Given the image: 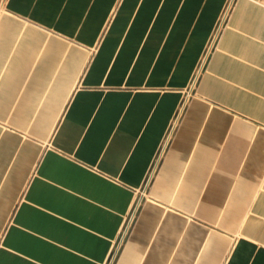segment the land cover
<instances>
[{"label": "crops", "instance_id": "obj_1", "mask_svg": "<svg viewBox=\"0 0 264 264\" xmlns=\"http://www.w3.org/2000/svg\"><path fill=\"white\" fill-rule=\"evenodd\" d=\"M264 264V0H0V264Z\"/></svg>", "mask_w": 264, "mask_h": 264}, {"label": "built area", "instance_id": "obj_2", "mask_svg": "<svg viewBox=\"0 0 264 264\" xmlns=\"http://www.w3.org/2000/svg\"><path fill=\"white\" fill-rule=\"evenodd\" d=\"M173 125H174V123L172 122L170 124V127H169V129H168V131H167V133H166L161 145H160V148H159V150H158V152H157V154L155 156V159H154V161H153V163H152V165H151V167H150V169L148 171V174H147V176L145 178V181H144V184H143V187H142V191H141V195L137 197V199L134 202V205L132 207V210L127 215V217L125 219V222H124V224H123V226H122V228L120 230V233H119L118 237L116 238L115 245H114L113 249L111 250V252H110L105 264H114V261H115V259L117 257V254H118V252H119V250H120V248H121V246H122V244L124 242V239H125L128 231H129V229H130V226H131V224L133 222V219H134V216H135V212H136V210H137V208H138V206L140 204L141 197L145 194L147 186L149 185V183H150V181H151V179L153 177V174H154V172H155V170L157 168V165H158V163H159V161H160V159L162 157V154L165 151V148L167 146L168 139H169V136H170V132H171L170 130L173 127Z\"/></svg>", "mask_w": 264, "mask_h": 264}]
</instances>
